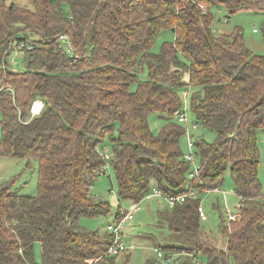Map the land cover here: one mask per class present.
I'll return each instance as SVG.
<instances>
[{"label": "trees", "instance_id": "1", "mask_svg": "<svg viewBox=\"0 0 264 264\" xmlns=\"http://www.w3.org/2000/svg\"><path fill=\"white\" fill-rule=\"evenodd\" d=\"M220 8L227 16L264 13V0H0V154L38 163L35 196L0 186V264H128L129 254H107V228L79 224L110 213L108 201L90 192L104 166L112 169L118 203L107 225L126 215L121 202L137 204L152 183L163 195L192 191L158 213L171 235L190 242L180 247L181 263L264 264V183L257 175L264 54L247 49L240 30L213 31ZM163 31L173 40L152 52ZM20 40L34 49L15 50L25 62L15 72L8 58ZM184 91L196 127L214 134L212 142L202 135L193 142L199 172L192 179L180 148L185 130L174 117ZM35 100L43 106L32 116ZM152 112L163 121L156 134ZM105 138L107 161L99 153ZM226 171L239 215L229 221L223 211L211 235L200 227L199 196L222 185ZM212 207L220 209L217 201Z\"/></svg>", "mask_w": 264, "mask_h": 264}, {"label": "rangeland", "instance_id": "2", "mask_svg": "<svg viewBox=\"0 0 264 264\" xmlns=\"http://www.w3.org/2000/svg\"><path fill=\"white\" fill-rule=\"evenodd\" d=\"M24 1L23 3H25ZM22 3V4H23ZM215 19L212 23V29L217 34H230L235 30L242 32L243 43L247 49L254 54H264V43L262 38V31L264 29V13H255L251 10H241L234 14L227 16L225 11L220 9L213 10ZM174 35L170 31L160 32L152 47V52H158L161 44L165 41L170 42ZM22 53L13 50V54L8 58L10 69L15 72H20L25 68ZM16 64H13L15 63ZM139 78H146V70L143 69L139 73ZM135 85L131 86L134 89ZM189 93V92H188ZM190 94V93H189ZM42 109V108H41ZM40 109V110H41ZM181 110L185 113L187 123L182 124V127L188 132L190 139L194 142L199 135H202L207 142L214 140V134L205 131L201 126L193 127L195 119L190 112L188 100L182 99ZM37 115V114H36ZM0 113V120H1ZM148 125L150 130L156 134L163 121L158 118L157 112H152L148 115ZM1 139V128H0ZM187 135L183 134L180 139V148L185 153H190L188 148ZM257 146L259 150V165H258V179L264 183V139L263 134H259L257 139ZM102 151L107 148V153L110 154V147L108 138L99 145ZM193 152V151H192ZM38 163L35 158H14L11 156H2L0 154V186L9 184L13 192L20 195L35 196L38 192ZM150 191L143 197L141 201L134 205L133 215L130 220L124 223L122 227V238L126 252L119 256L129 254L128 264H144L146 260H150L153 264H182L178 256L179 254L185 256V250L181 246H188V240L178 238L177 235H171L168 228L159 219L158 213L164 210H170L164 197L151 196V189L156 188L152 183ZM232 180L229 172L224 173V181L218 187L219 192L209 191L202 192L199 196V203L203 207L207 220L200 222L201 229L210 233L217 234V225L220 217H224L223 208H235L239 202L238 197L234 193ZM90 192L95 197L106 200L110 204V213L106 218H80L79 224L82 228L90 231H98L103 233L107 223L115 219L114 213L118 208L116 201V189L113 182V173L110 166H104V172L96 176ZM222 192L224 194H222ZM219 203L220 209L212 207L213 204ZM121 211H128L131 209L130 202L120 203ZM223 212V214H222ZM166 246H176V251H170V260L167 262L164 258H159L156 255L155 248L162 253L167 252ZM181 252V253H179ZM35 260L40 263V244L34 245Z\"/></svg>", "mask_w": 264, "mask_h": 264}, {"label": "built area", "instance_id": "3", "mask_svg": "<svg viewBox=\"0 0 264 264\" xmlns=\"http://www.w3.org/2000/svg\"><path fill=\"white\" fill-rule=\"evenodd\" d=\"M59 40L63 44L64 49H66L67 51L72 50V47H71L68 39L66 38V36H64V35L59 36ZM11 45H12L13 49L16 51H22V50L31 51L34 49L33 43L29 40L14 41V42H12ZM187 96H188V93L186 91H184L183 92L184 101L187 100ZM37 103L39 104V106L35 108V105ZM42 106H43L42 101L35 100L32 103V106L30 109L31 115L34 116V115L38 114L40 112V109L42 108ZM174 117L177 119L178 122H180L182 124L187 123V118L185 116V113L181 109L174 112ZM193 127L196 128L195 123H193ZM184 134L187 135V138H188L187 145H188L190 153L183 154V158L191 165V170L188 174V179H192L199 172V163L197 160V156L194 153V143L191 141L188 132L185 131ZM99 153H100V156L103 158L104 161H107L111 157V155L107 153V148H105L103 152H99ZM209 191L219 192V189L215 188V189L205 190V192H209ZM222 194H224V193L222 192ZM188 195H193V192L188 191V192L181 194V195L171 196V195H163L162 192L157 188L151 189V196L164 197L170 207H172L175 203L181 202ZM133 208H134V205L131 206V209L128 210L127 214L118 223H112V224H108L106 226L107 230L112 235L111 242H110L108 249H107L108 255L117 256V255H120L121 253H123L127 250L124 246L125 244H124V241L122 238L121 230H122L124 223L131 219V217L133 215ZM223 211H224L225 215L227 216V220H229V221L234 220L239 215V202L235 208L231 209L229 207H224ZM197 212H198V216H199L200 221H206L207 220V216H206L205 211L201 205L198 206ZM155 252L159 258H164L167 262L170 260L171 255L169 254V251L162 253L157 248H155Z\"/></svg>", "mask_w": 264, "mask_h": 264}, {"label": "bare ground", "instance_id": "4", "mask_svg": "<svg viewBox=\"0 0 264 264\" xmlns=\"http://www.w3.org/2000/svg\"><path fill=\"white\" fill-rule=\"evenodd\" d=\"M38 106H39V104L37 103V104L35 105V108L38 107ZM127 212H128V211H127ZM126 214H127V213H126Z\"/></svg>", "mask_w": 264, "mask_h": 264}, {"label": "crops", "instance_id": "5", "mask_svg": "<svg viewBox=\"0 0 264 264\" xmlns=\"http://www.w3.org/2000/svg\"><path fill=\"white\" fill-rule=\"evenodd\" d=\"M263 139H264V134H263Z\"/></svg>", "mask_w": 264, "mask_h": 264}]
</instances>
